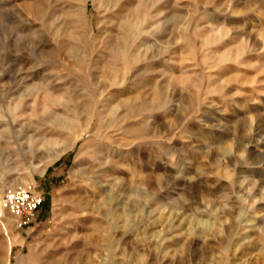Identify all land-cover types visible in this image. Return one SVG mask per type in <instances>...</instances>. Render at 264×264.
I'll use <instances>...</instances> for the list:
<instances>
[{"label":"rangeland","instance_id":"1","mask_svg":"<svg viewBox=\"0 0 264 264\" xmlns=\"http://www.w3.org/2000/svg\"><path fill=\"white\" fill-rule=\"evenodd\" d=\"M0 264H264V0H0Z\"/></svg>","mask_w":264,"mask_h":264},{"label":"built area","instance_id":"2","mask_svg":"<svg viewBox=\"0 0 264 264\" xmlns=\"http://www.w3.org/2000/svg\"><path fill=\"white\" fill-rule=\"evenodd\" d=\"M43 197L27 186H16L6 190L0 198V210L14 218L28 216L35 212Z\"/></svg>","mask_w":264,"mask_h":264}]
</instances>
